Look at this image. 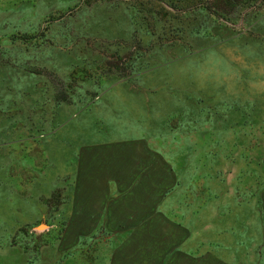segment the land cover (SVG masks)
Listing matches in <instances>:
<instances>
[{"label":"rangeland","instance_id":"rangeland-1","mask_svg":"<svg viewBox=\"0 0 264 264\" xmlns=\"http://www.w3.org/2000/svg\"><path fill=\"white\" fill-rule=\"evenodd\" d=\"M0 264H264V0H0Z\"/></svg>","mask_w":264,"mask_h":264},{"label":"water","instance_id":"water-1","mask_svg":"<svg viewBox=\"0 0 264 264\" xmlns=\"http://www.w3.org/2000/svg\"><path fill=\"white\" fill-rule=\"evenodd\" d=\"M43 228H44V226H40L38 229H39V230H42Z\"/></svg>","mask_w":264,"mask_h":264}]
</instances>
